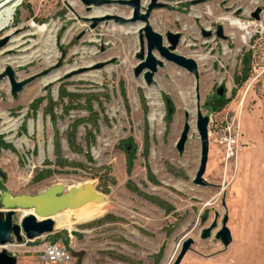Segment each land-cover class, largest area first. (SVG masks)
<instances>
[{
    "label": "rangeland",
    "instance_id": "rangeland-1",
    "mask_svg": "<svg viewBox=\"0 0 264 264\" xmlns=\"http://www.w3.org/2000/svg\"><path fill=\"white\" fill-rule=\"evenodd\" d=\"M149 2L142 0L141 6L146 9ZM157 3L164 7L152 11L149 26L164 41L167 33L179 34L174 53L198 66L200 107L209 119L203 175L208 186L192 183L200 157L193 76L163 61L147 86L133 73L138 34L121 32L131 25L104 21L90 29L94 8L112 7L117 13L111 16L123 18L130 16V9L86 6L82 0H24L14 9L6 30L57 23L58 56L50 63L38 58L21 67L10 64L8 60L26 47L42 49L40 37L28 35L12 51H0V73L10 67L17 81L24 80L54 65L61 50L65 56L58 70L111 63L92 71L100 75V82L74 76L42 86L40 78L15 98L7 80L0 82V115L22 118L17 130L6 134L1 132L0 116V172L5 175L0 176V191L36 195L56 184L89 183L106 197L104 203L62 212L60 219L71 217L72 225L63 229L55 225L54 234H60L56 241L54 234L20 244L14 240L5 250L16 264H174L187 239L193 244L179 264H264V0ZM257 9L261 12L254 20L251 15ZM230 19L243 24L244 30L231 28ZM218 26L223 38L216 36ZM11 45L8 40L5 49ZM243 60L249 61V69L247 79L240 82ZM220 87L227 102L208 113L204 104ZM146 88L159 94L163 113L159 122L149 120ZM185 123L190 127L188 140L178 153L176 144ZM73 126L71 148L67 139ZM228 126L238 143L227 158L222 137ZM123 143L134 146L129 173ZM47 171L43 180L36 181ZM23 214L17 210L13 222L18 224ZM225 216L232 242L223 250L215 234ZM214 222L210 237L201 239ZM54 243L68 253L67 263L44 260L45 246Z\"/></svg>",
    "mask_w": 264,
    "mask_h": 264
},
{
    "label": "water",
    "instance_id": "water-1",
    "mask_svg": "<svg viewBox=\"0 0 264 264\" xmlns=\"http://www.w3.org/2000/svg\"><path fill=\"white\" fill-rule=\"evenodd\" d=\"M24 0H0L1 6H14L15 8L20 5ZM82 3L86 6H112L118 5L127 7L130 9V16L127 18L119 16H106L103 18H96L92 20L90 29L95 28L99 23L104 21H113L120 26L135 25L140 23L138 34L139 49L135 54L136 65L133 69L135 77H142L144 83L147 86H151L153 77L157 72V68L163 66V61L174 64L180 69L188 72L194 78V96H195V129L198 134L200 144V157L199 165L194 176L192 183L195 186L206 187L208 184L204 181L203 175L205 173L207 160H208V122L209 119L202 115L200 107V98L198 94V66L194 60L184 58L174 53L179 41L180 35L167 33L164 38L155 33L149 26L148 19L152 11L163 8L164 6L157 3V0H150L147 8L144 9L141 6L142 0H82ZM166 9H170L166 7ZM260 9L255 10L251 17L254 20L259 19ZM9 31V30H8ZM22 29L13 30V36L21 33ZM5 32V33H4ZM7 30H0L3 35L0 37V51H2L8 43L11 35L6 34ZM222 29L217 27L216 36L223 38ZM209 33H204V36H209ZM166 42V45L164 44ZM158 57H156V55ZM64 51L61 50V56L58 61L49 68L32 75L24 80L17 81L14 71L10 67H6L3 72L0 73V82L4 79L7 80L10 88V93L13 98L16 97L26 85L36 79L43 78L50 73L58 70L61 67L64 59ZM111 62L97 63L92 66L78 68L71 72L66 73L58 81L62 82L68 80L74 76H78L90 71L100 70L103 67L109 65ZM223 88L220 87L216 90V95L221 97ZM168 113L172 110V105L169 101L166 102ZM189 125L185 123L183 130L176 144V150L178 153L184 151L185 144L188 140ZM0 176L5 178V175L0 172ZM106 197L103 194L98 193L95 188L89 183L71 184L63 186L56 184L48 187L43 192L36 195H11L6 189L1 188L0 191V264H16V258L5 250V247L16 243L20 244L23 240L33 241L43 236L53 235L54 221L53 217L66 210H76L82 208L88 204L104 203ZM17 210L30 211L28 215L21 217L20 222L15 224L13 217ZM218 215L215 214V220ZM227 217L222 219L221 228L216 232L215 239L221 244L223 250L231 244L232 238L229 230L226 227ZM216 222H214L208 229L204 230L201 239L205 240L210 237L211 231L215 228ZM193 244L191 239L185 240L181 245L179 255L174 264H179L184 255L190 249Z\"/></svg>",
    "mask_w": 264,
    "mask_h": 264
},
{
    "label": "bare ground",
    "instance_id": "bare-ground-1",
    "mask_svg": "<svg viewBox=\"0 0 264 264\" xmlns=\"http://www.w3.org/2000/svg\"><path fill=\"white\" fill-rule=\"evenodd\" d=\"M142 4V3H141ZM14 6H1L0 7V30H4L6 29L11 20H12V15L14 14ZM112 13H117L116 10L114 8H105V7H101V8H94L90 14V18L92 19H96V18H103L106 16H111ZM229 25L231 28H234L235 30H240L243 29V24H241L239 21L237 20H229ZM141 25H131V26H127L125 28H123L121 30V32L123 34H136L139 30ZM59 28V24L54 23V22H49V23H45L43 25H36L32 30H26V31H22L21 33L13 36L12 34V29L7 31L6 34L11 35L9 37V42L12 43V45L10 46L9 50H6L5 48L3 49V51H12L11 49L19 46L23 43V40H21L23 37L28 36V35H38L40 37L41 40V47L42 49L40 51H32V47H26L25 49H23L20 54V56L14 57L10 60H8V62L12 65L21 67V66H25L27 64H29L30 62H32L33 60H36L38 58H43L47 63H50V61H52L53 59H55L58 56L57 51L54 48V42H55V34L57 32ZM27 29V28H26ZM238 30V31H239ZM244 30V29H243ZM83 64V63H81ZM91 63H89L88 65H90ZM80 65V64H79ZM85 65V64H84ZM78 64H74L71 67L62 69V70H56L52 73H50L49 75L41 78V85L42 86H46L49 83L55 82L56 80L59 79V77L62 75L63 72L65 71H73L76 70L78 68H83V67H88L86 66H81L78 67ZM71 70V71H70ZM77 77H79L82 80H89V81H94V82H100V75L96 72H88L87 74H81L78 75ZM145 95L146 98L148 100V104L150 107V115H149V120L150 122L153 121H161L162 117H163V113L161 111V102L159 99V94L157 91L151 89V88H146L145 89ZM3 119V123H4V127L2 128L1 132L2 133H11L12 131L17 130L18 125L21 121L22 118H19L17 120L15 119H11L9 118L7 115H0ZM91 204H88L84 207L90 206ZM82 207V208H84ZM79 208V209H82ZM78 210V209H76ZM76 210H66V211H76ZM26 214L24 215H28L31 212L30 211H24ZM65 212V211H63ZM62 213V212H61ZM56 215L55 217H53L54 220V228L55 225L57 226V228L63 229V228H69L71 227V222H69L68 220H70L71 217H69V219H65L62 218L60 219V214Z\"/></svg>",
    "mask_w": 264,
    "mask_h": 264
},
{
    "label": "trees",
    "instance_id": "trees-1",
    "mask_svg": "<svg viewBox=\"0 0 264 264\" xmlns=\"http://www.w3.org/2000/svg\"><path fill=\"white\" fill-rule=\"evenodd\" d=\"M243 71L241 73L242 75V78L240 80V82H243L247 79V74L246 71L249 69V61L248 60H243ZM238 77L235 78V80L238 82ZM239 82V83H240ZM67 97V95L65 96ZM226 100L223 96L219 97V96H214L212 98H210L205 104H204V108L208 111V113H215L219 110H221L225 104H226ZM75 126L72 127V130L73 132L71 134H69V137L67 139L68 141V144L71 148H74L75 147V144H74V130H75ZM93 140H90V143H92ZM3 143L0 142V145H2ZM58 147V145H57ZM133 166V156H132V152L131 153H128L127 152V158H126V170L127 172L129 173L131 168ZM50 173V171H47V172H44V175L41 176L38 180L36 181H41L43 180L48 174ZM154 204H156V202H153ZM158 206H160V204H156ZM63 233V232H62ZM60 237V234H54L53 235V241H56L58 240Z\"/></svg>",
    "mask_w": 264,
    "mask_h": 264
},
{
    "label": "built area",
    "instance_id": "built-area-1",
    "mask_svg": "<svg viewBox=\"0 0 264 264\" xmlns=\"http://www.w3.org/2000/svg\"><path fill=\"white\" fill-rule=\"evenodd\" d=\"M237 143V138L233 134L232 127H226L223 132L222 144L226 148L227 158L233 154V151L237 148ZM43 258L49 263H67L70 259L66 250L57 243L45 246Z\"/></svg>",
    "mask_w": 264,
    "mask_h": 264
},
{
    "label": "flooded vegetation",
    "instance_id": "flooded-vegetation-1",
    "mask_svg": "<svg viewBox=\"0 0 264 264\" xmlns=\"http://www.w3.org/2000/svg\"><path fill=\"white\" fill-rule=\"evenodd\" d=\"M123 150L125 153H131L134 151V146L131 145L130 143H123Z\"/></svg>",
    "mask_w": 264,
    "mask_h": 264
}]
</instances>
